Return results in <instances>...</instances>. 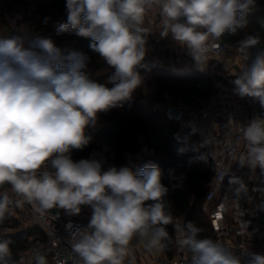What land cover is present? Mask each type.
Here are the masks:
<instances>
[{
	"label": "clouds",
	"instance_id": "clouds-1",
	"mask_svg": "<svg viewBox=\"0 0 264 264\" xmlns=\"http://www.w3.org/2000/svg\"><path fill=\"white\" fill-rule=\"evenodd\" d=\"M255 9L256 0H66L67 22L57 23L56 33L90 38L91 51L111 70L106 82L93 78L88 54L66 53L27 25L0 36V187L10 188L0 192V222L25 205L39 215L57 209L68 216L88 206L87 225H66L78 264H135L133 241L162 252L172 243L168 225L179 233L178 246L191 253L192 264H264V254L236 252L202 237L193 222L176 223L157 165L133 171L127 165L105 168V157L72 158L73 150L90 144L87 130L97 126L100 113L122 109L144 89L143 62L153 34L146 25L149 12L160 18L159 37L170 38L203 70L226 35L248 28ZM260 44L259 33L238 41L245 63L231 83L235 95L264 109ZM240 132L245 151L238 165L264 171V114L242 124ZM206 143L204 137L201 146ZM169 179H175L172 172ZM13 243L0 238V264H16ZM34 264L48 261L37 254Z\"/></svg>",
	"mask_w": 264,
	"mask_h": 264
},
{
	"label": "built area",
	"instance_id": "built-area-1",
	"mask_svg": "<svg viewBox=\"0 0 264 264\" xmlns=\"http://www.w3.org/2000/svg\"><path fill=\"white\" fill-rule=\"evenodd\" d=\"M4 1L6 0H0V3ZM16 1L14 11L7 15L8 35L21 25H27L40 32L32 19L36 0ZM159 19L154 10L152 14H147L146 23L159 28ZM40 33L52 38L61 47V43L52 36V32ZM229 55L233 56L239 73L245 60L238 50V45L222 40L218 43L217 49L209 54L207 64L202 66L203 70L181 56L176 58L186 70L206 73L215 82L213 94L200 102L198 111L181 107L184 111L179 122L182 127L198 130L196 132L201 142L204 137L207 138V143L202 147L213 161L214 170L202 211L208 218L215 240L221 241L236 252L250 250L264 254V220H261V216H264V171L238 165L239 155L245 151L240 132L241 125L247 124L256 115L264 114V109L259 108L258 103L252 98H240L233 93L234 86L231 81L236 74L226 67V57ZM154 61L158 64L156 59ZM165 67L177 71L174 64L168 63ZM216 77H221L226 83L218 81ZM155 105L158 107V104ZM161 105L165 111L169 106H176L171 103L168 96ZM152 154V150L143 146L141 156L151 157ZM90 156L105 157L107 161L105 168L111 164L102 146L94 147L88 157ZM137 160L138 157L129 156L122 165L134 169ZM88 208L82 206L80 217L70 216V219H66L63 215L56 216L51 212L39 215L34 213L30 206L25 205L16 209L19 218L15 216L13 219H16L17 225L3 227L5 230L3 234L10 231H32L26 249L19 256L20 264H34L37 254L45 255L48 264H78L66 225L69 221L75 226L87 225L90 218ZM175 222L183 223L178 219ZM174 240L173 256L170 258L156 256L152 264H192L191 253L178 246L179 233L176 231ZM131 255L135 264H138L132 247Z\"/></svg>",
	"mask_w": 264,
	"mask_h": 264
},
{
	"label": "trees",
	"instance_id": "trees-1",
	"mask_svg": "<svg viewBox=\"0 0 264 264\" xmlns=\"http://www.w3.org/2000/svg\"><path fill=\"white\" fill-rule=\"evenodd\" d=\"M66 0H36L32 19H37V30L40 32H52V36L59 43L68 42L69 51H79L91 57L89 67L93 78L99 82H106V75L111 71L91 51L90 38L78 37L74 34L57 35V23H65ZM47 18V23H45ZM249 26L236 36L226 35L222 41L238 45V41L244 39L249 33H259L261 44L264 47V0H256V9L248 16ZM146 81L153 82L158 87V96H168L171 103L176 105L179 101L196 112L200 102L209 98L215 88L213 78L203 72L191 70L171 71L157 64L147 52L143 62ZM140 93L134 94L133 101L122 109H113L108 113L99 114V122L95 128H89L87 135L92 137L90 144L83 150H73L72 158L79 160L88 158L94 147L102 146L108 161L121 166L127 156L138 157L134 171L146 164L157 165L164 173L162 183L169 188L167 199L171 202V211L174 220L179 218L185 222H193L203 229L202 237L215 240L210 228L208 218L202 211L205 195L213 175L214 163L200 145L199 136L193 129L182 127L179 122H174L166 116V112L142 104L139 101ZM162 100V101H163ZM164 102V101H163ZM258 103V102H257ZM260 108V105L258 104ZM143 146L153 151L151 157L141 156ZM185 149L180 152L179 149ZM174 174L175 179H169V173ZM9 191L5 185L0 187V192ZM11 222L7 217L0 222V230ZM167 229L172 237V243L167 248L175 249V230L172 225ZM32 231L23 230L14 233L0 234V238L11 239L13 257L16 264H20L19 256L26 249L28 238Z\"/></svg>",
	"mask_w": 264,
	"mask_h": 264
},
{
	"label": "crops",
	"instance_id": "crops-1",
	"mask_svg": "<svg viewBox=\"0 0 264 264\" xmlns=\"http://www.w3.org/2000/svg\"><path fill=\"white\" fill-rule=\"evenodd\" d=\"M16 5H17L16 0H6V1L0 3V32H1V36H7L8 35V32H7L8 31L7 15L14 11ZM153 11L149 12L148 15L152 14ZM146 25L150 27L151 32L153 33L152 35H150L148 37V47L150 49H152V51L156 54L155 59L158 61V64H160L164 68H166L165 66L168 63L174 64L177 71H183V70H186V68L182 64H180L176 61V58L178 56H181L182 58L186 59L190 63L194 62L192 60V58L187 54L186 50L180 48L178 45L176 46L174 42H171L170 38L169 39H161L158 35L159 30H160L159 28L152 27L148 23H146ZM226 67L231 69L235 74L238 73L237 65L234 61L233 56H231V55L226 57ZM176 106L177 107L179 106V108H181L184 105L179 101L176 104ZM198 136H199V134H198ZM199 140H200V138H199ZM200 145H202L201 140H200ZM127 157H129V156H127ZM132 158H135V157L132 156ZM62 215L66 219H70V216H68L64 212H62ZM90 215H91V209L88 208V216L90 217ZM75 217H80V216H75ZM177 219L181 220L179 218H177ZM177 219H175V221ZM131 247L133 249V254H134L135 260L137 261L138 264H152V261L156 256L169 257L170 258L173 256V253L175 250L174 248H166L162 252L155 251V250L149 252L144 247V244L140 243L139 241H133Z\"/></svg>",
	"mask_w": 264,
	"mask_h": 264
},
{
	"label": "rangeland",
	"instance_id": "rangeland-1",
	"mask_svg": "<svg viewBox=\"0 0 264 264\" xmlns=\"http://www.w3.org/2000/svg\"><path fill=\"white\" fill-rule=\"evenodd\" d=\"M36 19L37 18L34 17V20H36ZM34 23L36 24L35 21H34ZM48 32H50V31H48ZM61 48L63 50H65V52L67 53L68 50H69L68 42L61 43ZM148 49H149L148 50L149 54L152 56L153 59H155L156 54L149 47H148ZM158 90H159L158 87L153 82L146 81V85H145L144 89H142V90H139L138 89V91L140 93L139 101L142 104H144V105L151 106V107H156V108H157V106L155 104H158V108H160L163 111H165L164 107L161 105L163 103V101H164L163 100V97L164 96H158V93H159ZM12 213L14 214V216H12V215L9 216L11 218V222L8 223V225H6V227H11V226L17 225V221H16V219H13V217L16 216V218H19V216L17 215L18 214V211L16 209H14L12 211ZM261 220L262 221L264 220V216H261ZM4 231H5L4 229L0 230V234H3ZM11 232L14 233L16 231H10V233Z\"/></svg>",
	"mask_w": 264,
	"mask_h": 264
},
{
	"label": "water",
	"instance_id": "water-1",
	"mask_svg": "<svg viewBox=\"0 0 264 264\" xmlns=\"http://www.w3.org/2000/svg\"><path fill=\"white\" fill-rule=\"evenodd\" d=\"M67 20V16L65 17V21ZM198 72V71H196ZM218 81H221L223 83H226V81L224 79H222L221 77H216ZM248 110L250 111V108H248ZM183 109L182 108H179L177 106H169L166 110V116L174 121V122H179L182 114H183ZM53 214H56L57 211H59V216L62 215V210H57V209H53L51 210Z\"/></svg>",
	"mask_w": 264,
	"mask_h": 264
}]
</instances>
